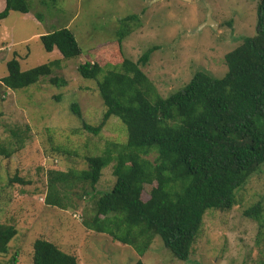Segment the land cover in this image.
<instances>
[{"label":"rangeland","instance_id":"374dc122","mask_svg":"<svg viewBox=\"0 0 264 264\" xmlns=\"http://www.w3.org/2000/svg\"><path fill=\"white\" fill-rule=\"evenodd\" d=\"M259 1L28 0L27 13L10 11L0 19V79L7 74L6 62L15 56L23 71L60 60L51 66L49 76L67 80V85L56 86L44 76L17 89L0 82V223L17 230L8 252L0 254V264H11L14 255V264H33L32 244L37 238L76 255L77 264L138 260L144 264H264V242L258 240L264 223V166L235 191L231 209L205 211L201 231L184 261L175 258L159 236L140 255L132 246L84 227L83 219L92 214L95 198L83 195L80 186L57 185L65 208L45 202L50 169L86 168V155H100L111 143L126 141V127L116 116L98 134L81 128L82 121L98 124L105 107L95 80L77 71L80 63L96 62L107 71L123 58L135 62L155 47L141 68L157 94L166 97L189 82L197 70L217 78L224 75L226 53L256 32ZM4 6L0 0V11ZM208 7L216 28L203 24ZM129 15L135 18L121 21ZM62 27L73 33L79 55L65 59L57 49L43 48L39 36ZM124 28L129 33L118 43ZM74 102L80 118L71 110ZM56 147L59 152L53 150ZM112 170L113 163L102 169L96 193L111 190ZM151 186H145L143 200L148 199ZM257 202L262 205L260 221L243 213Z\"/></svg>","mask_w":264,"mask_h":264},{"label":"trees","instance_id":"16d2710c","mask_svg":"<svg viewBox=\"0 0 264 264\" xmlns=\"http://www.w3.org/2000/svg\"><path fill=\"white\" fill-rule=\"evenodd\" d=\"M4 1L0 19L10 11L30 10L28 0ZM256 13L255 34L226 53L222 77L197 70L189 82L166 97L157 94L141 68L155 47L144 51L137 61L123 58L107 71L96 62L80 63L77 71L95 80L105 107L98 124L82 121L81 128L98 134L116 116L126 127V141L111 143L100 155H86V168L50 169L45 202L65 208L57 185L80 186L83 195L95 198L92 214L83 219L84 227L108 234L140 255L159 236L175 258L187 260L205 211L231 209L235 191L264 166V0L259 1ZM133 18L129 15L121 21ZM128 33L129 28H124L118 43ZM39 40L46 51L57 49L65 59L81 53L67 27L42 34ZM58 64L60 60H53L23 71L13 56L6 62L7 74L0 82L11 89L23 88L49 76L51 66ZM48 82L67 85L59 76H49ZM71 110L81 117L76 102ZM57 149L53 150L59 152ZM111 163L114 184L111 190L96 193L102 169ZM146 185L152 186L148 199L143 200ZM261 211L257 202L243 213L260 221ZM16 234L14 225L0 223V254L8 252ZM258 240L264 242V223ZM32 248L33 264H77L76 255L47 239H35ZM15 261L14 255L10 262ZM134 264L144 263L138 260Z\"/></svg>","mask_w":264,"mask_h":264},{"label":"water","instance_id":"95a60500","mask_svg":"<svg viewBox=\"0 0 264 264\" xmlns=\"http://www.w3.org/2000/svg\"><path fill=\"white\" fill-rule=\"evenodd\" d=\"M187 1V0H184ZM204 25H210L216 28L217 23L215 21H213L212 17H211V9L208 7V11H207V16H206V20L203 23Z\"/></svg>","mask_w":264,"mask_h":264},{"label":"built area","instance_id":"2783aa9c","mask_svg":"<svg viewBox=\"0 0 264 264\" xmlns=\"http://www.w3.org/2000/svg\"><path fill=\"white\" fill-rule=\"evenodd\" d=\"M75 216H76V214H75Z\"/></svg>","mask_w":264,"mask_h":264}]
</instances>
